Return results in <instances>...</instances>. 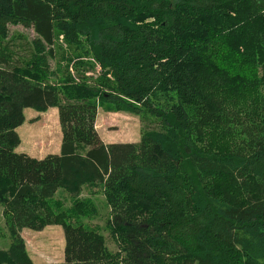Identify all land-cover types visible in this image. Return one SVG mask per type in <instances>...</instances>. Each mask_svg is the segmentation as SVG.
Instances as JSON below:
<instances>
[{
	"label": "trees",
	"instance_id": "16d2710c",
	"mask_svg": "<svg viewBox=\"0 0 264 264\" xmlns=\"http://www.w3.org/2000/svg\"><path fill=\"white\" fill-rule=\"evenodd\" d=\"M11 24L37 33L18 63ZM60 37L103 70L64 98L49 67ZM99 102L160 125L139 142L107 143ZM50 106L60 153L17 152L25 109ZM228 123L244 136L238 146L193 142ZM220 176L253 179L259 191L233 197ZM86 187L111 207L119 264H264V0H0V205L11 237L0 264H36L21 231L50 224L63 226L64 261L45 264H112L105 236L83 221L97 211L80 196ZM59 188L72 194L67 210Z\"/></svg>",
	"mask_w": 264,
	"mask_h": 264
},
{
	"label": "rangeland",
	"instance_id": "374dc122",
	"mask_svg": "<svg viewBox=\"0 0 264 264\" xmlns=\"http://www.w3.org/2000/svg\"><path fill=\"white\" fill-rule=\"evenodd\" d=\"M8 28L10 63H18L30 58L32 41L37 37L35 30L21 24H11ZM60 43L63 46H60ZM49 67L55 72L50 80L60 83L61 88H65L61 89V98L67 96V93H64L67 88L71 90V93H78L79 87L84 84L94 86L95 80L103 72L97 60L87 56L84 49L69 48L63 42L62 37L54 47V57L50 58ZM248 76L254 77L252 69ZM25 117V122L17 128L21 143L16 147V151L36 158H42L50 153H60L62 130L58 108L56 106H50L47 110L27 108ZM96 119L97 130L107 143L139 142L144 128H158L160 125L158 118L142 117L129 111H114L102 102H99ZM230 126L228 123L223 128H201L192 135V140L210 151L238 146L241 144L240 139L243 135L235 132ZM216 182L223 191L233 197H243L249 191H259L253 179L241 182L232 176H227V178L220 176ZM80 196L91 198L97 210L91 217L83 218V221L105 236L108 252L114 257L111 262L119 264L125 253L122 250V244L108 226L112 212L104 193L96 188L86 187ZM55 197L62 202V208L67 210L72 206V194L67 188H59ZM2 211L3 206L0 205V249L7 250L11 245V240ZM27 239L28 241L25 240L27 251L34 263L45 264L64 260L65 236L62 225H47L41 232H34Z\"/></svg>",
	"mask_w": 264,
	"mask_h": 264
},
{
	"label": "crops",
	"instance_id": "0c3cea01",
	"mask_svg": "<svg viewBox=\"0 0 264 264\" xmlns=\"http://www.w3.org/2000/svg\"><path fill=\"white\" fill-rule=\"evenodd\" d=\"M27 109V108H26ZM25 109V110H26ZM4 209V208H3ZM2 215H3V211H2ZM4 218V217H3ZM4 222H5V220H4ZM34 232H41V231H34V230H31V229H27V228H24L22 231H21V236L24 238V240H27L28 241V236H30L32 233H34ZM8 233H9V231H8ZM9 237H10V235H9ZM10 240H11V237H10ZM64 261V260H63ZM60 262H62V261H60Z\"/></svg>",
	"mask_w": 264,
	"mask_h": 264
}]
</instances>
